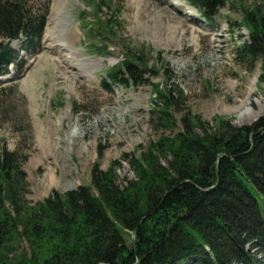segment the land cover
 Segmentation results:
<instances>
[{"label": "trees", "instance_id": "16d2710c", "mask_svg": "<svg viewBox=\"0 0 264 264\" xmlns=\"http://www.w3.org/2000/svg\"><path fill=\"white\" fill-rule=\"evenodd\" d=\"M89 1L92 15L83 19L90 47L111 54L120 6ZM187 1L210 26L227 4ZM240 11L238 25L250 40L236 48L237 56L251 64L261 60L264 80V9L241 5ZM46 22L47 14L26 0H0V76L26 61L13 40H24L22 49L38 54ZM149 63L129 49L104 73L103 84L147 83L148 72H159ZM156 93L163 102L154 109L156 118L174 128L171 91ZM182 128L131 154L135 178L125 184H118L115 166L103 171L96 164L90 185L54 191L38 202L27 197L28 154L3 147L0 264H264V116L244 127L217 118L208 129L189 115ZM168 155L165 166L161 160Z\"/></svg>", "mask_w": 264, "mask_h": 264}, {"label": "rangeland", "instance_id": "374dc122", "mask_svg": "<svg viewBox=\"0 0 264 264\" xmlns=\"http://www.w3.org/2000/svg\"><path fill=\"white\" fill-rule=\"evenodd\" d=\"M26 1L47 14V23L38 54L32 55L34 48L21 51L25 63L0 77V153L6 147L28 154L24 169L33 202L90 185L96 164L103 171L115 166L118 184H125L135 178L131 154L181 131L189 115L208 129L217 118L244 127L264 116L262 61L248 63L236 52L250 40L238 25L240 6L264 9V0H227L214 26L187 0H116L118 36L107 55L90 47L82 20L92 15L89 0ZM58 15L79 36L70 50L47 47V26ZM129 49L144 54L159 72H148L149 82L138 86L107 81L105 87L104 73ZM157 90L174 97V128L156 118L154 109L163 105ZM170 159L161 161L167 166Z\"/></svg>", "mask_w": 264, "mask_h": 264}, {"label": "bare ground", "instance_id": "6f19581e", "mask_svg": "<svg viewBox=\"0 0 264 264\" xmlns=\"http://www.w3.org/2000/svg\"><path fill=\"white\" fill-rule=\"evenodd\" d=\"M78 37L75 26L70 25L69 21L60 15L53 18L47 26L46 43L49 49L61 50L60 48L64 46L66 50H70L74 45L75 38Z\"/></svg>", "mask_w": 264, "mask_h": 264}, {"label": "water", "instance_id": "95a60500", "mask_svg": "<svg viewBox=\"0 0 264 264\" xmlns=\"http://www.w3.org/2000/svg\"><path fill=\"white\" fill-rule=\"evenodd\" d=\"M14 44H15V45H17L18 43H17V42H15Z\"/></svg>", "mask_w": 264, "mask_h": 264}]
</instances>
